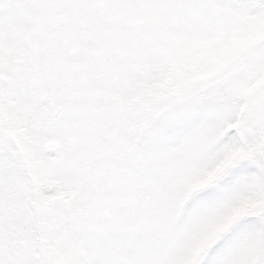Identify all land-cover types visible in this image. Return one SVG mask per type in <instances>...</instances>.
<instances>
[{
  "label": "snow or ice",
  "instance_id": "6c2138e0",
  "mask_svg": "<svg viewBox=\"0 0 264 264\" xmlns=\"http://www.w3.org/2000/svg\"><path fill=\"white\" fill-rule=\"evenodd\" d=\"M0 264H264V0H0Z\"/></svg>",
  "mask_w": 264,
  "mask_h": 264
}]
</instances>
